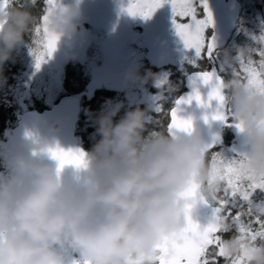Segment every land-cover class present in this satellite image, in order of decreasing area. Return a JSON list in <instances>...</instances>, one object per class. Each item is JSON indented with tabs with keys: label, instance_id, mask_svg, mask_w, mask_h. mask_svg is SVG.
Returning a JSON list of instances; mask_svg holds the SVG:
<instances>
[{
	"label": "clouds",
	"instance_id": "obj_1",
	"mask_svg": "<svg viewBox=\"0 0 264 264\" xmlns=\"http://www.w3.org/2000/svg\"><path fill=\"white\" fill-rule=\"evenodd\" d=\"M82 3L45 0L37 16V0H0V83L4 63L21 46L34 53L51 39L52 53L64 44L73 58ZM216 55L224 105L232 125H240V167L264 177V88L237 70L253 47ZM260 72L264 76V65ZM120 107L108 104L95 118L99 139L88 151L25 135L26 150L0 171V264H157L160 245L183 233L190 218L197 222L200 209L217 206L224 182L196 118L178 113L186 126L170 121L164 130L148 131L149 109L137 107L114 120ZM61 152L79 163H62ZM208 223L217 227L224 264H264V232L241 231V221L223 213H213Z\"/></svg>",
	"mask_w": 264,
	"mask_h": 264
},
{
	"label": "snow or ice",
	"instance_id": "obj_2",
	"mask_svg": "<svg viewBox=\"0 0 264 264\" xmlns=\"http://www.w3.org/2000/svg\"><path fill=\"white\" fill-rule=\"evenodd\" d=\"M164 0H130L126 11L131 15L148 17L160 7ZM174 13V24L176 31L183 41L185 49L193 52L189 63L200 70L193 77L195 84L198 79L204 85H209L211 90L205 100L198 88L187 98L176 101L177 107L171 110V125L186 126L187 121L178 116L181 104H188L195 100L203 106H210L212 101L216 102L217 108L212 118L224 121L229 126L237 129L240 125H232L229 119V110L224 105V96L220 86L219 67L216 66L218 49L215 34L208 35V29L214 27L213 15L208 0H170ZM184 18H187L185 21ZM258 47H253V55L250 59L239 62L237 70L247 73L253 84L264 88V76L260 68L264 65V30L259 36L253 37ZM54 49V42L50 39L44 50L34 52L36 67L50 57ZM159 110V109H158ZM207 120L208 117H205ZM209 157L213 164V170L224 182L221 192L222 198L218 201L213 213L234 215L241 221L240 230L248 233L264 232V206L257 207L252 204L251 197L257 191H264V177L257 178L254 175H246L238 160V154L232 159L224 158L219 152L211 151L213 144L207 145ZM62 163H79L72 153H59ZM237 200L245 201L249 207L243 211L232 213L231 205ZM217 227L214 223L201 225L189 219L188 226L177 237H173L160 245L161 254L157 258V264H224V253L218 243V237L213 234ZM211 253V255H209ZM233 264H241L235 261Z\"/></svg>",
	"mask_w": 264,
	"mask_h": 264
},
{
	"label": "trees",
	"instance_id": "obj_3",
	"mask_svg": "<svg viewBox=\"0 0 264 264\" xmlns=\"http://www.w3.org/2000/svg\"><path fill=\"white\" fill-rule=\"evenodd\" d=\"M241 1L242 7L238 23L224 47L231 49L233 53L241 46L258 47L253 37L259 36L262 30H264V0ZM44 7L45 0H37V5L32 11L37 16H40L43 13ZM249 34L253 35V37L249 36ZM26 40L29 45L32 43L30 35L26 36ZM217 49L222 50L219 48ZM193 55L191 54L190 57ZM190 57L183 56L180 59L174 60L172 64H165L161 67L154 66L145 61V65L140 64L135 70L131 68L129 71L130 79H128V81L131 84V86H129L132 89L127 86L126 91L119 92L105 87L96 88L90 96H86L87 87L91 82V73L88 66L78 61L67 63L64 68L62 78L63 88L60 97L63 95H76L81 99L80 116L75 130L77 143L86 151L93 147L96 140L99 139V135L96 132L97 125L95 124V118L108 104L121 105L114 120H118L126 111L137 107L141 109H149L151 122L148 125V131L164 130L169 124V112L173 106L167 112L162 111L159 107V103L154 100V97L159 93L164 92L169 84H175L173 83L175 73H184L182 75V85L179 87V91L176 95L177 98L180 94L186 91L185 77L191 72L200 70L198 67H194L189 63ZM35 66V55L32 53V50L28 45L21 46L13 53V59L6 61L3 65L4 79L3 82L0 83V143L6 142L7 134L17 125L20 115L23 113L16 92L18 87L26 81L25 75L27 76V74H30ZM216 66L219 67V61L216 62ZM180 67L183 68L179 69ZM135 75L147 77V82L143 83L142 86H140V82H133L132 77ZM165 77H168L167 80H165ZM158 78H161V80L164 78V84L161 83L160 86L153 87L152 82L158 80ZM128 89L139 94L146 93L148 101L136 102L130 100L127 97ZM48 107L50 106L45 102L43 93L32 92L31 103L29 106L30 109L41 111ZM222 134V141L219 142L218 146L212 151L219 152L224 158L230 160L238 154L233 152L230 148L234 138L231 126L225 123ZM1 170H4V167L0 157V171ZM251 201L252 204L257 207L264 206V191L257 190L252 195ZM248 207L249 204L247 202L237 200L235 204L231 205V210L232 213L235 214L237 211L246 210ZM224 235L228 236L231 235V233H225Z\"/></svg>",
	"mask_w": 264,
	"mask_h": 264
},
{
	"label": "rangeland",
	"instance_id": "obj_4",
	"mask_svg": "<svg viewBox=\"0 0 264 264\" xmlns=\"http://www.w3.org/2000/svg\"><path fill=\"white\" fill-rule=\"evenodd\" d=\"M82 4L81 17L78 21L79 30L74 37V47L71 49L75 54L74 57L69 58L66 55L65 45L61 44L50 57L46 56L39 68L35 66L30 74L25 75L26 81L18 87L16 92L23 112L30 109L32 92L43 93L45 102L49 106H52L60 98L64 68L71 61L86 64L90 70L91 82L87 87L86 96H90L96 88L105 87L122 92L127 90V86H131L128 79H130L131 68L129 67L132 61L130 58L126 59L124 55V47L130 39V35L126 33L127 20L125 22L121 18L116 19L115 15L113 16L114 10L110 0H83ZM163 6H165L164 2ZM126 8L127 6L122 8L124 14H129ZM165 11V7H158L150 16L143 18V35L141 40L136 41L139 49H142V46L145 47V59L158 66H163L166 63L172 64L176 57L193 55V52L185 49L175 25L170 21L169 14H166ZM81 18L84 19L80 20ZM249 36L253 37L251 34ZM119 38H121V47L115 53H111L110 47ZM172 39L181 47L174 45ZM137 57L138 55H136ZM133 58L136 60L135 54H133ZM108 61H111V65H108ZM181 68L183 67L179 69ZM183 74L175 73L173 79L175 84H169L164 92L154 97L162 111L167 112L173 106L179 87L183 82ZM167 78L165 77V80ZM160 81H164V78L162 80L158 78L152 82V86L158 87V84L161 85ZM130 86L128 88H131ZM128 90L127 97L130 100L148 101L146 93L139 94ZM231 128L234 138L230 148L233 152L239 153L242 151V136L236 127L231 126ZM0 157L3 167H5L6 162L10 159V146L7 142L0 143Z\"/></svg>",
	"mask_w": 264,
	"mask_h": 264
},
{
	"label": "water",
	"instance_id": "obj_5",
	"mask_svg": "<svg viewBox=\"0 0 264 264\" xmlns=\"http://www.w3.org/2000/svg\"><path fill=\"white\" fill-rule=\"evenodd\" d=\"M208 4L214 20V27L210 28L215 34L217 48L223 49L227 44L229 35L234 30L238 4L234 3L233 0H228L226 3L224 0H208ZM219 12H228L229 14L219 16ZM197 72H191L185 77L186 91L178 96L171 110L177 107V100L191 95L194 87L198 88L202 97L207 100L211 88L198 79L195 84L193 83V77ZM179 107L181 109L180 115L196 118L197 126L203 129L206 142L213 144L211 151L214 150L223 139L222 131L225 125L224 121L212 118L217 108L216 102L212 101L211 105L206 107L193 100L190 104H181ZM80 110L81 99L78 96L63 95L52 106L44 110L29 109L24 111L20 115L17 125L6 136V142L10 146V158L18 151L26 150L24 139L27 133H33L48 140H56L60 146L66 149L79 148L85 150L77 143L75 136ZM171 110L169 112L170 121ZM205 117H208V119L206 120ZM215 207L200 209L195 216L196 221L201 225H207Z\"/></svg>",
	"mask_w": 264,
	"mask_h": 264
},
{
	"label": "flooded vegetation",
	"instance_id": "obj_6",
	"mask_svg": "<svg viewBox=\"0 0 264 264\" xmlns=\"http://www.w3.org/2000/svg\"><path fill=\"white\" fill-rule=\"evenodd\" d=\"M224 1H225V3L228 2V0H224ZM233 2L238 4L237 15L235 18V27H234V29H235L236 25L238 23L240 10L242 7V1L241 0H233ZM129 3H130V0H110V4L113 6V10H114L113 16L115 15L116 19L121 18V20L125 21V22L127 20V26H126L127 31H126V33L130 35L131 40L129 39L126 47H124V55H125L126 59L130 58V60L132 61V64L129 68H132L133 70H135L136 67L139 66L140 64L145 65V61H147V62H149V61L147 59H145V47L142 46V49H139L138 46L136 45V44H138V43H136V41L141 40L142 35H143L142 21H143L144 17L141 15L124 14V10L122 8L128 6ZM164 5L165 6H163V3H162V5L160 7L166 8L165 13L169 14V19L174 24V13H173V8H172V5L170 3V0H165ZM227 14H229V13L228 12H219V16H226ZM133 16H135V17H133ZM83 19L84 18H81L80 20H83ZM184 20L186 21L187 18H184ZM85 24H87V23H85ZM212 34H213V31L211 30V28H209L208 29V35L211 36ZM230 35H229V37H230ZM228 39H227V41H228ZM172 41H173L174 45L180 46V45L174 43V39H172ZM121 45H122L121 44V38L116 39L114 41V45H112L110 47L111 53H115L116 51H118V49L121 47ZM133 54H135V58H136V55H138V58L136 60H134ZM180 58L181 57H176L175 60L180 59ZM150 64H152V63H150ZM166 64H170V63H166ZM108 65H111V61H108ZM152 65H154V64H152ZM163 65H165V64H163ZM154 66H158V65H154ZM158 67H161V66H158Z\"/></svg>",
	"mask_w": 264,
	"mask_h": 264
}]
</instances>
